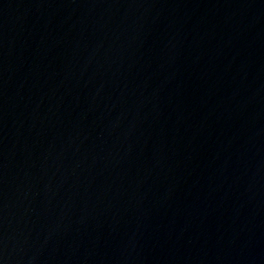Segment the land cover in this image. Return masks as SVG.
<instances>
[{"label":"water","instance_id":"95a60500","mask_svg":"<svg viewBox=\"0 0 264 264\" xmlns=\"http://www.w3.org/2000/svg\"><path fill=\"white\" fill-rule=\"evenodd\" d=\"M0 264H264V0H0Z\"/></svg>","mask_w":264,"mask_h":264}]
</instances>
